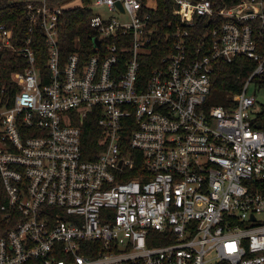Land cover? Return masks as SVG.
I'll use <instances>...</instances> for the list:
<instances>
[{
    "label": "built area",
    "instance_id": "built-area-1",
    "mask_svg": "<svg viewBox=\"0 0 264 264\" xmlns=\"http://www.w3.org/2000/svg\"><path fill=\"white\" fill-rule=\"evenodd\" d=\"M24 1L48 52L40 65L32 38L18 48L0 24V50L26 62L12 105L0 99L1 211L16 222L0 264H264V130L249 92L263 89L264 0H172L165 45L157 0H92L88 56L59 46L83 0ZM154 49L165 54L145 77ZM238 58L252 72L207 110L216 64Z\"/></svg>",
    "mask_w": 264,
    "mask_h": 264
},
{
    "label": "trees",
    "instance_id": "trees-1",
    "mask_svg": "<svg viewBox=\"0 0 264 264\" xmlns=\"http://www.w3.org/2000/svg\"><path fill=\"white\" fill-rule=\"evenodd\" d=\"M66 0H56L62 3ZM147 2L148 0H143ZM158 11L154 13L153 22L158 26V38L164 39L170 30L168 23L173 20L172 11L174 9L172 0H157ZM84 8H75L65 12L60 25L59 46L63 56L70 53H80L88 56L93 51V38L98 33L91 27L90 21L94 15L91 7L92 0H83ZM28 2L22 0H0V24H5L14 33V44L20 48L26 45L29 38H32V46L37 52L38 61L41 65L46 59L47 42L44 32L37 28L34 32L30 31V23L27 13ZM167 44L164 43L162 45ZM263 44V43H262ZM160 49V48H159ZM159 49H154L149 58H145L142 64L144 76H148L151 71L158 66L159 60L165 54L160 53ZM26 62L22 56L11 50H0V99L3 103L12 105L14 97L20 91V85L14 80V74L24 71ZM252 72V61L247 58H238L234 63L220 61L216 64L215 72L212 76L211 92L205 108L209 110L216 106H229L232 104L230 96L238 92L248 76ZM260 87L264 88V79L257 80ZM256 129L264 130V104L256 112L252 122ZM85 132L89 135L91 124H87ZM86 146L93 148L94 144L89 138ZM6 191L0 179V238L5 236L15 225L16 222H9L1 211V207L6 203Z\"/></svg>",
    "mask_w": 264,
    "mask_h": 264
},
{
    "label": "rangeland",
    "instance_id": "rangeland-1",
    "mask_svg": "<svg viewBox=\"0 0 264 264\" xmlns=\"http://www.w3.org/2000/svg\"><path fill=\"white\" fill-rule=\"evenodd\" d=\"M249 92L252 94H255V96H256L257 105L255 107V110H256V112H258L261 108V105L264 104V88L263 89H257L252 85L250 87Z\"/></svg>",
    "mask_w": 264,
    "mask_h": 264
},
{
    "label": "water",
    "instance_id": "water-1",
    "mask_svg": "<svg viewBox=\"0 0 264 264\" xmlns=\"http://www.w3.org/2000/svg\"><path fill=\"white\" fill-rule=\"evenodd\" d=\"M94 41H95L96 44L99 43V42L97 41V39H95Z\"/></svg>",
    "mask_w": 264,
    "mask_h": 264
}]
</instances>
